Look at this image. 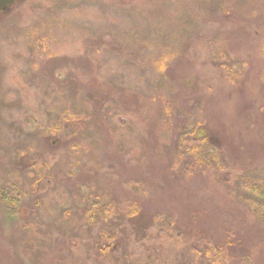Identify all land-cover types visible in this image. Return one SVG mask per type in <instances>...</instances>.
Masks as SVG:
<instances>
[{
  "label": "rangeland",
  "instance_id": "374dc122",
  "mask_svg": "<svg viewBox=\"0 0 264 264\" xmlns=\"http://www.w3.org/2000/svg\"><path fill=\"white\" fill-rule=\"evenodd\" d=\"M1 187L12 264H264V2L15 0Z\"/></svg>",
  "mask_w": 264,
  "mask_h": 264
},
{
  "label": "trees",
  "instance_id": "16d2710c",
  "mask_svg": "<svg viewBox=\"0 0 264 264\" xmlns=\"http://www.w3.org/2000/svg\"><path fill=\"white\" fill-rule=\"evenodd\" d=\"M264 2V0H262ZM223 7L225 8V11H228L229 10V4L227 3H223ZM247 8H251L248 4L246 5ZM1 12V11H0ZM231 81H234L233 78L230 79ZM73 118H70V119H65L66 121L69 120L71 121ZM183 133L186 134V136L188 135L189 138H185L183 143H186L188 145V148H191V149H199L197 152H195L193 155L194 158H195V162L196 161H199L201 162L202 160H206L205 159V151H204V148L209 146L211 144L209 138H207V135L206 133L204 132V130H199L197 128H193L191 130H186L184 131ZM198 141V142H197ZM185 144V145H186ZM210 155V154H209ZM211 156V155H210ZM210 156H207V157H210ZM212 157V156H211ZM211 159H207L206 161H210ZM188 164V163H187ZM190 165V164H188ZM243 181H245V178L243 179ZM259 187H262V186H259ZM13 188H15L17 191H18V187L13 185ZM11 188V189H13ZM255 187H250V188H247L246 190H248L249 192L252 193V195L256 198H262L264 197V194H261L259 195L258 193H256L253 189ZM259 190V189H258ZM10 188H0V199L1 200H7V202H9V200L6 198L7 196L11 199L10 197ZM12 200V199H11ZM10 200V203L9 204H12ZM86 214H84L83 216L85 217ZM22 217V216H21ZM26 217H22V220H25ZM29 227H33L32 226V223L29 224ZM230 237H227L226 240L227 242H224L222 243L220 246H219V250L220 252L222 253H225L227 252L228 254V250L227 249H230L229 247L233 248V242L232 241H228ZM38 239V238H36ZM100 243H98V240H96V242L93 244V246L89 245V250L93 251V252H97L98 250H101L100 248H103V246H100L99 245ZM55 247L56 246H59L58 243H54ZM48 246V244H47ZM60 248V247H59ZM88 250V251H89ZM112 250V248H111ZM12 257L11 255L9 254V252L7 251V249L4 247V246H0V264H12L13 261L11 260ZM57 260L60 262L62 261V258L60 257L59 255V250L57 251V254L56 256L54 257V259L52 260V256L50 257V261L48 263H51V264H56L57 263ZM62 264V263H61Z\"/></svg>",
  "mask_w": 264,
  "mask_h": 264
},
{
  "label": "water",
  "instance_id": "95a60500",
  "mask_svg": "<svg viewBox=\"0 0 264 264\" xmlns=\"http://www.w3.org/2000/svg\"><path fill=\"white\" fill-rule=\"evenodd\" d=\"M15 0H0V11L6 9L11 5Z\"/></svg>",
  "mask_w": 264,
  "mask_h": 264
}]
</instances>
